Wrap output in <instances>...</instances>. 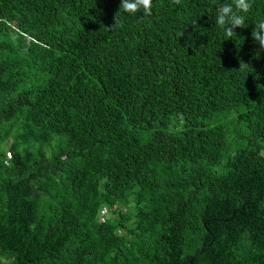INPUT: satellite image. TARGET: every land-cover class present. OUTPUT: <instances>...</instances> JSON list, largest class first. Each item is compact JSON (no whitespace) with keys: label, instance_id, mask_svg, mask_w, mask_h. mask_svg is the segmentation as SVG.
Masks as SVG:
<instances>
[{"label":"trees","instance_id":"16d2710c","mask_svg":"<svg viewBox=\"0 0 264 264\" xmlns=\"http://www.w3.org/2000/svg\"><path fill=\"white\" fill-rule=\"evenodd\" d=\"M120 2L0 0V264H264V0Z\"/></svg>","mask_w":264,"mask_h":264},{"label":"clouds","instance_id":"9594fccd","mask_svg":"<svg viewBox=\"0 0 264 264\" xmlns=\"http://www.w3.org/2000/svg\"><path fill=\"white\" fill-rule=\"evenodd\" d=\"M152 2L153 0H121L120 10L132 14H137L142 11L143 17H149L152 15ZM173 3L179 4L180 0H173ZM251 7V0H232V3H221L216 9V24L224 29L227 37H231L233 34H236L234 29L244 27L245 17L241 13H247ZM118 12L116 13L115 23L111 29L118 24L116 19ZM252 38L259 45L260 49L264 51V19L255 24L252 30ZM256 55L258 56L259 53H256ZM247 65L243 60H240L239 69L242 70Z\"/></svg>","mask_w":264,"mask_h":264},{"label":"built area","instance_id":"2783aa9c","mask_svg":"<svg viewBox=\"0 0 264 264\" xmlns=\"http://www.w3.org/2000/svg\"><path fill=\"white\" fill-rule=\"evenodd\" d=\"M6 154H7V157L10 156V152H9V151H7ZM107 211H108V209H107L106 206L101 207V209L99 210V213H98V219H99V220H103V219H104V216H105V213H106Z\"/></svg>","mask_w":264,"mask_h":264},{"label":"water","instance_id":"95a60500","mask_svg":"<svg viewBox=\"0 0 264 264\" xmlns=\"http://www.w3.org/2000/svg\"><path fill=\"white\" fill-rule=\"evenodd\" d=\"M212 241H213V238H212L211 242L209 243V245L212 243ZM209 245H208V246H209ZM208 246H206L205 248H203L201 251L195 253V254H194V255L188 260L189 264H192V260H193V258H194L195 256L199 255L200 253H202L203 251H205V250L208 248Z\"/></svg>","mask_w":264,"mask_h":264}]
</instances>
